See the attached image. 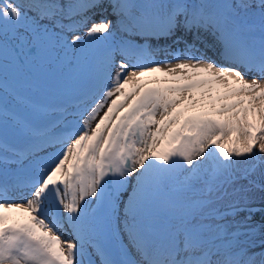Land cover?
Here are the masks:
<instances>
[{
  "label": "snow or ice",
  "instance_id": "6c2138e0",
  "mask_svg": "<svg viewBox=\"0 0 264 264\" xmlns=\"http://www.w3.org/2000/svg\"><path fill=\"white\" fill-rule=\"evenodd\" d=\"M0 93V264H264V0H0Z\"/></svg>",
  "mask_w": 264,
  "mask_h": 264
},
{
  "label": "rangeland",
  "instance_id": "374dc122",
  "mask_svg": "<svg viewBox=\"0 0 264 264\" xmlns=\"http://www.w3.org/2000/svg\"><path fill=\"white\" fill-rule=\"evenodd\" d=\"M135 2H145V0H135ZM163 2H167V0H163ZM220 2H229V3H236L237 0H220ZM101 17L99 14L94 16V19L99 20ZM109 18H112L109 16ZM241 20L246 24H252L254 26V35L258 39L260 36V20L258 13H248L241 16ZM86 32V28H82L80 30V35L84 36V33ZM122 33L116 32L113 36V40H119L122 36ZM85 41H87L88 37H84ZM83 43V41L81 42ZM161 43H164L162 40ZM168 43H171V41H168ZM87 48L90 50V52L95 53L99 45L97 44H89L87 45ZM173 50L176 48H183V45H172ZM205 52L206 58H211L214 60H218V56L214 54V52L211 49H203ZM198 54V53H197ZM165 57L163 54H160L157 56V59H164ZM69 59H71V54H69ZM168 60H172L171 56L167 57ZM176 61H173L175 63ZM42 79L46 82L45 86L42 90L34 91L30 93V95L33 96L34 99L39 100L41 102L47 103L49 105H52L55 107L56 105L69 103L76 95L80 93L82 89L86 87V67L81 64L79 67L76 66L75 62L72 64H68L67 62L59 67H56L50 71H46L42 77ZM2 95V93H0ZM9 108H17L18 106L12 103H9ZM19 110V109H18ZM102 114V113H101ZM56 115L55 113H51L49 115V119H55ZM231 135V134H230ZM7 138L8 143L13 145H19L21 143V139L18 137V135L9 127L7 129ZM233 159H236L233 157ZM244 165H241L243 167ZM16 165L9 163L8 165H4L0 163V182H3L6 178L10 177L12 172L16 169ZM261 171V168H257V176L259 175V172ZM241 183H246L245 181H241ZM131 189L129 188V191ZM10 195L17 198V201L19 202V198L23 195V192L19 189H12L10 192ZM249 195L252 197L253 205L257 208L264 209V192L260 191L259 189H254ZM124 198L126 199L127 196L125 194ZM122 209V206H121ZM122 214V212H121ZM244 214H241V216L236 217L237 220L242 219ZM232 218H229L231 220ZM250 224L256 226L257 229L260 228L261 225H264V211H258L253 216L251 221H249ZM232 229H230L231 231ZM63 237L66 238L68 236V231L62 229ZM258 238V237H257ZM241 240L244 239L243 236L240 237ZM258 250V249H255ZM91 251V249H89ZM93 259L96 261V264H99V258L96 256H93Z\"/></svg>",
  "mask_w": 264,
  "mask_h": 264
}]
</instances>
